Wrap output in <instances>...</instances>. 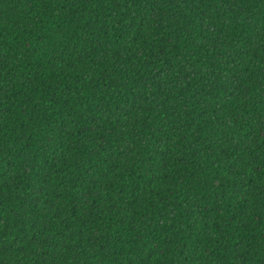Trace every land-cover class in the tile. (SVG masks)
I'll return each instance as SVG.
<instances>
[{
	"label": "trees",
	"instance_id": "1",
	"mask_svg": "<svg viewBox=\"0 0 264 264\" xmlns=\"http://www.w3.org/2000/svg\"><path fill=\"white\" fill-rule=\"evenodd\" d=\"M0 264H264V0H0Z\"/></svg>",
	"mask_w": 264,
	"mask_h": 264
}]
</instances>
